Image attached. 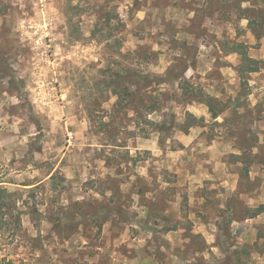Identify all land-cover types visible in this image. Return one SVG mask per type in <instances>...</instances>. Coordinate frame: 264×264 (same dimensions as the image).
<instances>
[{"label": "rangeland", "instance_id": "1", "mask_svg": "<svg viewBox=\"0 0 264 264\" xmlns=\"http://www.w3.org/2000/svg\"><path fill=\"white\" fill-rule=\"evenodd\" d=\"M249 20L264 35V0H0V187L11 195L0 264H91L100 212L134 223L138 203L152 210L145 225L157 243L185 227V264H264V214L250 218L264 209V70L241 80L230 52L243 44L264 60ZM132 73L168 79L142 93L139 116L112 94L118 74L133 83ZM176 75L196 100L201 91L227 111L213 120ZM186 113L205 127L181 130ZM213 142L222 147L210 154ZM229 175L240 183L228 195L220 177ZM175 196L173 224L165 212ZM200 220L217 225L210 259L191 256L205 249L192 235Z\"/></svg>", "mask_w": 264, "mask_h": 264}, {"label": "crops", "instance_id": "2", "mask_svg": "<svg viewBox=\"0 0 264 264\" xmlns=\"http://www.w3.org/2000/svg\"><path fill=\"white\" fill-rule=\"evenodd\" d=\"M198 119L200 120V118ZM221 145L222 143L213 142L211 145L208 146L209 153L214 154L215 150L219 149V147H222ZM211 161H214V163L211 162L214 166H218V158L212 157ZM220 164L221 165L224 164L225 165L224 167H226V163L222 159L220 160ZM182 176H179V178H182ZM214 178L215 177L210 176V179L214 180ZM214 181H217V183H214V187L216 188V186L218 187V180L215 179ZM220 181H221L220 185L227 189L226 194L229 195L231 193H236V191L238 190L240 182L239 180H237L235 176L234 177H232L231 175H229V177L221 176ZM200 187L202 186H197L196 191L200 192L199 197L202 198L200 205H204L205 203L204 191L200 190ZM174 198L175 199L172 198V200L167 201L168 210L165 212V216L170 217L169 220H171L172 222L175 218L171 217L170 215V213L172 212L171 210L175 208L180 201V199L176 198V196ZM134 206H135L134 207L135 210L139 214L141 213L140 215L141 220H139L138 222H134V223L127 222V224H123L120 223L118 219H114L113 216V218L108 219V221H105L103 223L101 230L102 238L100 239V243L97 245L95 249L96 252L91 257L92 260L90 261L91 264H163L162 260H159L156 257V255L152 253L155 249L156 250L159 249L160 252L163 253L165 264H168L169 261H171L172 264H185L184 259L181 258V254H183L186 251V249L191 248L190 244L192 243V241L189 240L187 236H185L186 233L185 227L179 226L178 229L176 230H171L168 231L167 233H163L161 235L160 241L157 243L156 241H154L155 239L152 238V233H150V231L146 228L145 225V223H148L149 224L148 226L152 224V222L148 220L150 218V210H151L150 206L142 205L141 203H138L137 205ZM260 216L261 215H259L258 217ZM177 220L178 221L175 223H180L179 222L180 216L177 217ZM248 222L249 221H246V223ZM121 225L126 226L128 230L130 227H134L136 229L142 227L145 231L140 230L138 232L139 234H134V236L131 237L127 231H126L127 234L124 235L121 231L117 230V227H120ZM159 225H161V223H159ZM193 228L194 231L192 232V235H196L202 238L205 249L202 251L191 249L190 251L192 258L204 257L205 259H210L211 255L209 252L210 251L213 252L217 250L215 246L216 240L212 241V232H211L213 228H217V225L213 224L211 221L205 222L200 220L199 222L193 223ZM84 245H85L84 249L86 250L87 243H85ZM123 245H127L130 252L129 257L121 253V249L124 247ZM214 253L215 255H217L216 252Z\"/></svg>", "mask_w": 264, "mask_h": 264}, {"label": "trees", "instance_id": "3", "mask_svg": "<svg viewBox=\"0 0 264 264\" xmlns=\"http://www.w3.org/2000/svg\"><path fill=\"white\" fill-rule=\"evenodd\" d=\"M115 20H117L119 23H121V21L119 20V18H116ZM109 23L111 22V19L107 20ZM255 22H252L249 20V29L253 32V34L255 35V37L257 38V40H261L263 38L264 35L260 34L253 26H254ZM98 29V27H97ZM96 29V30H97ZM96 30L93 33V37H96ZM230 52L232 54H238L240 56V61L241 64L238 68V74L241 78V80H245L246 76L251 75V74H255V73H259L262 70H264V60H256L253 59L251 57H249L248 52H247V46L243 45V44H234V46L231 48ZM174 70L176 71V68H174ZM170 71L169 73V77L176 73L175 71ZM187 71V69H186ZM126 74H118V78H119V83H115L116 87L115 90L112 91V94L118 99L117 101V106L121 107L122 109H128L127 105H130L132 107V110L136 113V115H140L139 114V100L142 99V93L145 91H149L150 89H152L153 87L157 86V85H163L167 82V77L166 79H159L155 76H150V75H140L137 73H132V79L134 80L133 83L130 82H126L125 80H123L125 78ZM176 81L178 80L180 85L179 88L183 91H186L188 93H190L193 97L190 98V100H188L191 103H199V104H203L206 105L209 109V113L212 117L213 120H217L218 118H220L221 115H223L226 111L227 108H225V106L221 105V102H219L217 99L212 98L210 96H205L201 91V96L204 99H198L196 100L195 98V94L196 92H198L195 88L192 89V91L189 92V90L186 88V86L189 85V82H187L186 80H183V76L181 75H176ZM126 87V88H125ZM133 89V91H131L130 89ZM138 103V104H137ZM147 113V112H146ZM147 115H151L150 113H147ZM173 124L175 123L174 121L172 122ZM151 124V123H149ZM154 123L152 122V125ZM166 124H162L159 123L156 125V130L158 131V133H164V131H168L169 128L166 127ZM195 127H201L204 128V120L202 119H198L196 118L194 115H192L191 113H186V117H185V123L182 124L181 127H179L181 130L184 129V131H189L192 128ZM161 145L164 146V142H161ZM248 174V172H247ZM11 199V195L8 193V191L6 189H3L0 187V233L3 232L6 229L7 226V216L9 215V204L8 202ZM152 212V210H151ZM264 209L263 207H260L258 210H256L255 213H253L251 215L250 218H255L261 214H263ZM102 215L106 216L102 222V224H99L98 229H99V233H101L102 230V226L103 223L105 221H108V219L113 218L114 219H118L120 220V218L118 216L121 215V211L119 209H103ZM123 213V212H122ZM151 215V214H150ZM95 218L98 219L99 213H96ZM121 217V216H120ZM151 217V216H150ZM17 222H19V218L17 220ZM124 222V221H123ZM171 231V230H168Z\"/></svg>", "mask_w": 264, "mask_h": 264}]
</instances>
